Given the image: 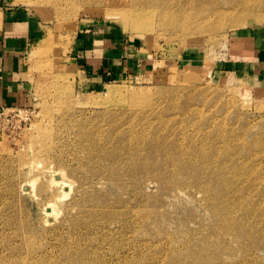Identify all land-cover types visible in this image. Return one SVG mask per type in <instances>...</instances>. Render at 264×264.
<instances>
[{
    "label": "rangeland",
    "instance_id": "obj_1",
    "mask_svg": "<svg viewBox=\"0 0 264 264\" xmlns=\"http://www.w3.org/2000/svg\"><path fill=\"white\" fill-rule=\"evenodd\" d=\"M0 9L38 24L0 105V264H264V0Z\"/></svg>",
    "mask_w": 264,
    "mask_h": 264
},
{
    "label": "crops",
    "instance_id": "obj_2",
    "mask_svg": "<svg viewBox=\"0 0 264 264\" xmlns=\"http://www.w3.org/2000/svg\"><path fill=\"white\" fill-rule=\"evenodd\" d=\"M2 10V9H0ZM38 24L29 15L16 9L1 11L0 17V105L21 101L24 87L22 53L35 39ZM76 49V57L85 71L95 70L100 77L116 76V65L106 64V56L96 54L94 48ZM104 59V60H103ZM105 63V64H104Z\"/></svg>",
    "mask_w": 264,
    "mask_h": 264
},
{
    "label": "bare ground",
    "instance_id": "obj_3",
    "mask_svg": "<svg viewBox=\"0 0 264 264\" xmlns=\"http://www.w3.org/2000/svg\"><path fill=\"white\" fill-rule=\"evenodd\" d=\"M186 165L188 166V164H186ZM187 166H186V167H187ZM182 167H183V166H182ZM186 171H187V170H186Z\"/></svg>",
    "mask_w": 264,
    "mask_h": 264
}]
</instances>
